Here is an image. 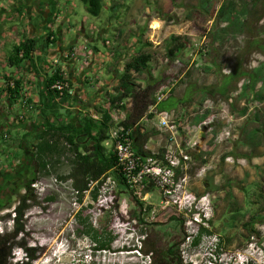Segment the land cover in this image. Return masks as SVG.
Segmentation results:
<instances>
[{
	"label": "rangeland",
	"instance_id": "rangeland-1",
	"mask_svg": "<svg viewBox=\"0 0 264 264\" xmlns=\"http://www.w3.org/2000/svg\"><path fill=\"white\" fill-rule=\"evenodd\" d=\"M50 1L0 0V192L6 204L0 215H6L17 205L19 194L24 193L20 181L25 177L30 181L29 170L36 169L29 135L47 121L40 109L45 75L53 73L55 61H60L59 65L68 75L75 71L85 72L93 58L81 69L77 61H66L62 57L75 49L84 53L87 52L84 48L93 50L91 42L80 48L72 43L83 39L78 38L82 28L92 39H99V49L107 57L115 51L114 64L119 61L121 72L125 62L139 52L153 54L150 71L141 80L144 83L149 78L161 80L156 95L164 92L166 99L175 88V100L182 103L170 112L171 122L175 120L182 124L176 144L179 148H185L189 143L194 147L185 151L191 160L184 172L187 183L182 190L166 199L155 188L142 201L145 206L152 207L143 215L147 225L134 219L140 211L135 199L111 180L107 181L98 201H93L89 193L80 201L71 182L57 177L69 174L70 165L66 160H61L51 176L43 177L37 173L36 181L31 182L40 205L29 209L24 216L27 236L23 242L28 248L39 250L32 264H149L148 258L137 252L146 234L160 238L167 246L179 242L184 264H236L245 259L253 264H264V147L252 152L243 145L246 132L259 126L255 113L262 105L238 100L246 79L240 74L251 72L264 61V55L256 46V42L264 45V1L248 17L245 33L222 45L213 44L210 34L214 18L198 13L199 0H105L107 8L98 18L89 15L79 0H55L56 11L52 13L54 7ZM223 1H218L217 9ZM113 4L122 7L117 19L112 18L109 9ZM31 23L34 28L44 23L58 37V42L61 40L45 57L40 76L31 73L28 66L18 70L8 64V56L15 45L26 38L37 37L36 32L30 37ZM109 24L112 30L102 33V28ZM42 33L44 35L45 31ZM172 35L188 40L179 61H169L165 57L166 42ZM58 47L64 49L61 55ZM206 65L212 66L215 72L205 73L202 67ZM113 68L105 70L112 72ZM231 74L237 77L229 88V99L216 92L201 105L200 91L218 90ZM4 76L11 81L21 79L24 84L23 100L14 106L9 103L8 81ZM90 77L92 79L87 83L90 87L93 82L99 84L94 75ZM69 80L72 83L71 75ZM91 90L89 98L93 99L95 93ZM112 93L111 88L101 97L105 109L109 108L108 99ZM71 94L75 96L72 90ZM89 102L81 107L88 108ZM206 110L211 114L203 124L206 127L200 128L195 117ZM88 113L97 116L93 111ZM120 113L124 112L113 114ZM156 120L154 125L153 121L149 122V129L163 133L161 139H152L148 149L153 152L164 149L171 137L169 132L158 129L159 118ZM121 121L115 120L116 124ZM26 135L29 136L27 140ZM108 149L112 150V147L108 146ZM207 153L210 159L204 158ZM224 154L230 158L226 165L203 168L212 157L219 155L221 158ZM199 157L204 163L199 162ZM9 174L19 180L15 184L9 183ZM209 177L214 179L213 184L209 185ZM202 196H205L203 204L209 205L205 220L203 216H194L197 209L188 208L195 198ZM193 217L203 221V225L195 223ZM182 224L186 229L184 233ZM90 226L101 232L105 239H108V233L115 237L111 251L96 249L93 231L88 229ZM202 226L213 235H205L194 247L192 241ZM6 227L11 228L12 221L1 222L0 232ZM252 228L258 234L251 233ZM13 258L14 262L27 260L21 249L14 250Z\"/></svg>",
	"mask_w": 264,
	"mask_h": 264
},
{
	"label": "trees",
	"instance_id": "trees-1",
	"mask_svg": "<svg viewBox=\"0 0 264 264\" xmlns=\"http://www.w3.org/2000/svg\"><path fill=\"white\" fill-rule=\"evenodd\" d=\"M86 12L93 17H100L105 9V0H79ZM219 0H199L197 7L198 13L209 18H214L211 40L213 44L222 45L226 41L236 39L243 35L246 30L248 17L252 11L262 4L264 0H224L220 7L216 6ZM53 4L54 13L55 0L50 1ZM122 7L113 4L111 8L112 18H119L117 13ZM44 35L39 38H26L18 45H15L8 56V64L18 70L25 66L31 68V73L40 76V69L45 63L44 59L49 54L52 46L58 43V37L54 32L49 31L47 26L43 28ZM187 38L172 35L166 42L165 57L169 61H179L180 56L187 49ZM256 46L264 55V45L256 42ZM154 56L150 52L141 51L130 60L125 62L122 72L117 76V84L113 87V94L109 96V108L97 106L94 108L97 116L93 113L76 114L64 106L72 101V83L68 80L70 89L60 96L58 92L50 89L56 81L63 80L64 74L61 65L56 64L53 67L52 74L47 73L44 79L45 91L40 93V109L47 121L41 127H37L29 136L32 139V160L36 163V169H30L29 173L32 179L26 185H23V194H19L17 205L6 215H0V223L3 221H12V227H6L5 231L0 232V264H32L36 260V253L39 250L28 248L23 242L27 236L26 221L24 216L27 211L33 207L39 206L37 197L34 194L33 182L36 181V174L41 176H51L55 172L56 166L61 160H66L70 165V172L67 176H57L59 180L71 182V186L80 198V201L86 194L92 195L93 201H98L100 194L110 179L124 193L133 197L130 188L118 169L117 157L114 150H109L106 146L111 140V133L116 128H123L129 131L130 139L133 142V151L141 161L147 158L161 159L165 149L153 152L148 149V144L152 138L161 132L155 129H148L146 122H152L158 114L163 112L170 113L182 103L176 101L174 97L175 88L171 89L170 96L157 103L156 92L160 86L161 80L149 78L146 83L142 82L141 77L150 71ZM29 69V68H27ZM202 70L205 73H214L212 66H204ZM245 77L238 94V100L253 101L259 105L255 113V120L258 128L246 132L243 145L252 152L264 147V61L251 72L240 74ZM236 74L227 77L224 84L218 89H202L201 105L204 104L209 96L216 92L227 99L229 88L236 79ZM8 81L7 93L10 96V105H16L23 100L24 84L21 79L17 81ZM174 87V86H173ZM64 111V113L62 112ZM123 111L125 118L116 124L112 117V112ZM211 114L206 110L202 115L196 116L197 124H202ZM51 118V119H50ZM50 119V120H49ZM69 119V120H68ZM26 135V140L29 137ZM4 138V136H2ZM34 170V171H33ZM184 172L177 170V177H183ZM26 178V177H25ZM156 188L155 185L147 184L144 194H150ZM157 189V188H156ZM134 198V197H133ZM140 211L134 219L137 223L147 225L143 215L150 212L152 207L145 206L144 202L134 198ZM50 201V200H49ZM4 200L0 199V213L5 208ZM80 218V217H79ZM178 223L181 222L174 218ZM254 223V222H253ZM254 224L250 225L253 227ZM93 231L92 239L95 242L96 249L100 251H111L115 237L108 233V239L103 238V234L90 226ZM181 231L184 233L183 229ZM258 234L253 228L250 231ZM212 236L213 233L205 227H201L199 233L192 241V246L199 245L204 236ZM192 238L191 236H188ZM138 253L149 260V264H184L181 259L180 243L173 242L163 245L160 238H154L153 235L146 234L140 242ZM220 247L221 243L218 244ZM21 249L26 253V261L14 262V250ZM34 252V253H32ZM24 260V258H22ZM247 264H253L248 262Z\"/></svg>",
	"mask_w": 264,
	"mask_h": 264
},
{
	"label": "built area",
	"instance_id": "built-area-1",
	"mask_svg": "<svg viewBox=\"0 0 264 264\" xmlns=\"http://www.w3.org/2000/svg\"><path fill=\"white\" fill-rule=\"evenodd\" d=\"M109 42H107L108 44ZM81 50L75 49L71 53H65L62 57L66 61L74 60L80 64V68L83 69L89 63L93 53L91 50L84 48ZM59 64L58 61H55ZM64 79L56 81L50 87L51 90L58 92L60 96L64 95V92L70 89L69 75L63 72ZM68 79V80H67ZM167 94L159 92L156 95L157 103L164 101ZM159 129L165 130L171 134L168 145L164 148L165 152L161 159H155L153 157L147 158L141 161L137 158L133 151V142L131 141L129 131L123 128H116L111 133V140L106 145L111 146L117 157L118 169L125 178L131 193L134 198L145 201L149 194H144V189L147 184H153L159 189L163 196L167 199H171L174 194L180 192L187 183V176L177 177V170L186 172L188 170V163L190 162V156L185 152L184 148L177 147V133L182 124L177 122H171V114L163 112L158 114ZM207 120V119H206ZM205 120V121H206ZM205 121L200 124V128ZM194 147V144H188L186 148ZM230 161V158L228 159ZM110 180V179H109ZM177 203V201H176ZM193 209L199 210V206H194ZM240 256H238V259ZM244 258V257H243ZM250 260L245 259L236 264H247Z\"/></svg>",
	"mask_w": 264,
	"mask_h": 264
},
{
	"label": "crops",
	"instance_id": "crops-1",
	"mask_svg": "<svg viewBox=\"0 0 264 264\" xmlns=\"http://www.w3.org/2000/svg\"><path fill=\"white\" fill-rule=\"evenodd\" d=\"M48 12L51 13L49 10H48ZM2 23H4V22H2ZM44 26H45V24L42 23L40 26H37V28H34L33 24L31 23L32 31H31L30 37H33L35 32H36L35 34L37 36L35 38H39L41 35H43L42 31H43ZM111 28L112 27L110 24L106 28L103 27L102 33H105V31H107V30H112ZM63 30L64 29L62 28L61 31L63 32ZM79 37L83 38L81 40L82 43H79V42H81V41H79L80 40ZM78 38L79 39L72 42L73 44H75V47H78V48L82 47L85 43L91 42L89 44L91 45L92 49L94 50V52H93V58L94 59L92 58L89 66L87 67V70L85 72H76L75 71V72H72V74L71 73L69 74L72 77V91L74 92L75 96H72V102H70L69 105L65 106V108L72 110L73 112H76V114H79V113L86 114V113L91 112V111L95 112L94 108L97 106H101V105L105 106L106 105V104L105 105L102 104L101 97L103 96L104 92L107 93V91L109 92L111 88L113 89L114 86L112 84L114 82L117 83V76L121 73V71H119V70H121V68L118 66L119 61H117V64H114L115 51L114 52L110 51L111 54L109 57H107L106 54H104L102 52V50L99 49V39H96V38L92 39V36L88 35L84 28H82L80 30V34L78 35ZM60 41L58 42V44L61 43ZM62 50H64V49H62L61 47H58V52H59L58 54L59 55H61L63 53ZM50 51H52V49ZM111 57H113V58H111ZM53 58H55V57H51V59H53ZM100 62H102V65ZM112 67H114L112 72H108L107 70L111 69ZM28 68L31 70V68L29 66H28ZM105 68H107V70H105ZM78 71H80V70H78ZM93 75L95 76V78H97L99 80V84L97 85V84H95V82H93V86L90 87V85H88L87 83H88V80H90V78L92 79V77H90V76H93ZM110 76H112L111 79H110ZM104 83H106V84H104ZM91 89H93L94 90L93 93H95L93 99L89 98L91 93H92ZM77 99H78L77 104H75V100H77ZM88 102L90 104V105L88 104L89 105L88 108L81 107L82 105H85ZM172 111H174V109ZM116 112H122V111H116ZM113 113L114 112H112V117L115 120H117V119L123 120L125 118L124 113H120V115L117 114V116ZM114 115L116 116V118ZM156 121H158V120H156V118H155V120L152 122V124L155 123ZM145 125L149 129V127H150L149 122H146ZM157 127H158V125H157ZM158 129H159V127H158ZM162 133H160L156 137L161 139ZM152 139L148 144V148L150 147ZM106 146L108 148V145H106ZM184 150L186 151L189 149L185 147ZM187 153H188V151H187ZM210 157H211L210 154L207 153L204 158L210 159ZM198 159H199V162L204 163L202 158L199 157ZM228 159H229V157L226 156V154L222 155L221 158L219 155H217V156L215 155L214 157L211 158V160L208 161V163L205 162L206 165H204L203 168L205 169L206 166H210L212 168H217L220 166V164L226 165V163H228ZM207 181L209 182V185L214 183V179L212 177L207 178Z\"/></svg>",
	"mask_w": 264,
	"mask_h": 264
},
{
	"label": "clouds",
	"instance_id": "clouds-1",
	"mask_svg": "<svg viewBox=\"0 0 264 264\" xmlns=\"http://www.w3.org/2000/svg\"><path fill=\"white\" fill-rule=\"evenodd\" d=\"M204 199H205V196H202V197H199V198H195L194 201L192 202V204H190L188 208L193 211L194 210L193 209L194 206H199V210H194V216L195 215L203 216L204 217L203 219L205 220L207 218L206 210H208L209 205L203 204ZM193 220H194L195 223L203 225V224H201L203 221H199L195 217H193Z\"/></svg>",
	"mask_w": 264,
	"mask_h": 264
},
{
	"label": "flooded vegetation",
	"instance_id": "flooded-vegetation-1",
	"mask_svg": "<svg viewBox=\"0 0 264 264\" xmlns=\"http://www.w3.org/2000/svg\"><path fill=\"white\" fill-rule=\"evenodd\" d=\"M15 173V172H14ZM26 174H27V171H26ZM12 175V176H11ZM14 175L13 174H9V178H10V182L9 183H11V184H15L19 179H17L16 177H13ZM13 177V178H12ZM26 178L25 179H23V180H21L20 181V183L22 184V185H26L27 183H28V181H26ZM0 199L2 200V196H1V192H0ZM182 229H183V231H186V229H185V227H184V225L182 224Z\"/></svg>",
	"mask_w": 264,
	"mask_h": 264
}]
</instances>
